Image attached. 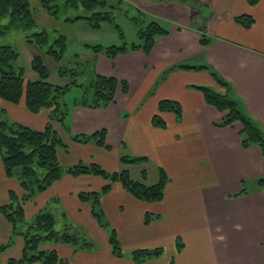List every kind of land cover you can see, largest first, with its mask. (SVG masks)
<instances>
[{"label": "crops", "instance_id": "crops-1", "mask_svg": "<svg viewBox=\"0 0 264 264\" xmlns=\"http://www.w3.org/2000/svg\"><path fill=\"white\" fill-rule=\"evenodd\" d=\"M200 1L206 7L199 16L207 18V46L199 43L187 5L130 0L148 19L164 26L167 35L158 38L148 54L131 51L109 59L91 52L94 72L125 82L127 92L118 87L113 102L103 109L75 105L80 94L67 104L66 129L54 123L66 145L57 150L59 164L67 168L95 163L108 173L127 170L135 180L144 170L149 185L162 169L169 180L157 202L136 200L119 182L111 183L99 198L105 225L92 214L90 202L78 197L99 192L107 183L101 176L65 174L34 195L23 205L26 220L48 209L56 217V230L74 225L91 243L87 250L61 243L41 245L42 250L55 251L62 260L59 264H135L130 257L133 250L156 248L161 255L140 264H264V195L258 187L240 193L244 182L264 175V155L256 146H241L239 123L217 127L222 114L205 103L202 93L185 90L190 83L216 88L208 72L196 69L209 66L264 129V0L254 5L247 0ZM240 15H250L253 25L247 29L238 25L234 18ZM195 58L197 64L189 63ZM162 100L180 104L179 121L171 112H158ZM0 110L8 121L33 130H42L47 122L46 110L32 114L23 102L15 105L0 99ZM156 114L165 127L153 125ZM100 130H105L107 148L93 140H72L74 135ZM122 155L146 159L125 164ZM10 192L23 194L16 178L5 175L0 159V205L9 202ZM147 215L152 219L144 224ZM111 231L120 244V257L111 253ZM11 238L1 264L18 260L24 242L12 237L10 225L0 215V244ZM177 241L182 244L178 252Z\"/></svg>", "mask_w": 264, "mask_h": 264}, {"label": "trees", "instance_id": "trees-1", "mask_svg": "<svg viewBox=\"0 0 264 264\" xmlns=\"http://www.w3.org/2000/svg\"><path fill=\"white\" fill-rule=\"evenodd\" d=\"M115 1L117 7L107 5L105 0H39V4L53 18H58V14L62 9L77 10L81 8L90 14L84 17L93 28H98L100 22L112 21L115 18L112 15L113 10L117 9L136 29V41L129 44L110 45L105 48L98 45L88 46L94 52L102 53L109 59L131 51H142L148 54L155 41L167 35V29L157 21L148 19L140 10L136 9V14L130 15L129 10L131 7L121 9L122 2L126 1L127 4H130V0ZM156 1L159 3L176 1L187 5L191 14V26L199 32V43L203 46L208 45L210 38L207 36L206 30L205 20L207 18L199 16L203 8H206L203 2L200 0ZM257 2L258 0H247L250 5ZM199 17L201 23L197 21ZM0 19L7 20L6 24L3 25L4 31L20 30L26 43L37 46L44 55L50 57L58 65L57 74L60 77L70 79V82L64 85L50 83L48 81L50 72L43 64L41 55L34 56L30 63L36 79H25L24 70L17 65L19 57L17 50L9 45H0V99L15 105L22 101L26 110L32 114H37L42 110L48 112L44 128L37 131L8 121L5 119L4 111L0 110L1 164L7 177L16 178L23 193L22 196L17 197L13 192H10L9 202L0 205V215L10 225L12 237H21L24 242L21 257L18 260H9L8 264H21L24 262L59 264L62 260L55 251L42 250L41 245L46 242L61 243L75 245L77 248L87 250L91 247V243L84 237L83 230L76 228L74 225L67 224L65 228L59 231L56 230V217L48 209L38 211L30 221H27L23 205L32 200L34 195L46 191L65 174L101 176L107 183L99 192L80 193L78 197L81 200L90 202L92 214L99 224L105 225L106 220L99 207V198L102 193L108 191L111 183L119 182L136 200L157 202L162 199L165 185L169 179L162 169L158 170L157 181L149 185L145 183L146 172L144 170L140 172L139 179L135 180L130 177L127 170L108 173L95 163H77L63 168L58 162L57 150L59 148L66 149V145L54 128V123L66 129L64 121L68 113V106L63 101L65 94L72 88H78L81 92L80 96L74 100L75 105L89 109H103L113 102L118 86L125 94L127 85L125 82H118L113 77L98 75L94 72V67L90 63H84V65L79 63L82 65L81 67L79 65L71 68L64 67L62 62L69 55L66 36L56 31H34L35 21L28 0H0ZM75 19L77 18H66V21L71 22ZM234 21L246 29L254 22L250 15H240L234 18ZM2 33L4 32L2 31ZM196 69L207 71L217 86L216 88L199 87L205 103L222 114L221 120L215 125L217 127H230L235 123H239L241 126L239 131L241 146L245 149L256 146L264 155V129L245 110L240 99L234 95L229 83L209 66L205 65ZM77 77L81 80H76ZM158 112H171L175 115L177 121L182 115L180 104L172 100L160 101ZM152 123L156 126L165 127V123L158 114L153 116ZM104 138L105 130H100L89 136L74 135L72 140L78 143H87L93 140L95 144L107 148L104 144ZM145 159L143 157L120 156L121 163L125 164H137ZM254 183L264 195V175L254 180ZM240 193H244L243 186ZM151 219L152 216L147 215L144 224ZM12 242L11 238L6 244H0V256ZM108 243L112 255L120 257L121 247L114 231L110 232ZM181 248L182 244L177 241V252ZM161 253L160 248L152 250L137 249L130 253V257L135 264H140L148 259L159 257Z\"/></svg>", "mask_w": 264, "mask_h": 264}, {"label": "rangeland", "instance_id": "rangeland-1", "mask_svg": "<svg viewBox=\"0 0 264 264\" xmlns=\"http://www.w3.org/2000/svg\"><path fill=\"white\" fill-rule=\"evenodd\" d=\"M105 1L107 5L117 7V4H115L116 3L115 0H105ZM28 3L30 10L32 12V16L35 21L34 31L37 32L41 30H46L49 32L56 31L57 33L66 36L67 50L69 55L62 62V65L64 67L71 68L76 65H79L81 67L82 65H84V63L91 64L92 62L91 52L93 50L89 46L98 45L102 48H105L110 45H121L122 43L129 44L131 42L136 41L135 40L136 29L127 18H125L119 11H117V9L113 10L112 15H114L115 18L112 19V21L100 22L98 28H93V26L89 23V21L84 17V16H89L90 14H88L86 11H84L81 8L77 10L62 9L58 14V18H53L40 7L39 0H28ZM125 7H131V9L129 10L130 15L136 14L137 8H135L131 3L127 4V2L125 1L122 2L121 9H125ZM66 18L68 19L77 18V19L69 22L66 21ZM6 21H7L6 19H0V45H9L17 50V52L19 53V57L17 59V65L24 70L25 79L33 80L34 77H36L35 73L31 69L30 63L34 56L41 55L43 64L50 72L48 79L50 83L64 85L70 82L69 78L60 77L57 74L58 65L55 64L50 57L44 55L37 46L30 45L25 42V40L23 39V34L20 30L14 28L15 30L4 31L3 25L6 24ZM217 23H218V16L215 15L214 24L217 25ZM116 26H118L119 28H117ZM2 31L4 33H2ZM79 63H82V65H80ZM189 63L197 64L198 61L195 58L193 61ZM198 71H203V70H198ZM78 79L81 80L79 77H77L76 80ZM187 85L188 86L186 87L185 90H191L193 92H199V93H201L199 87L205 86L197 83H190ZM80 92H81L80 89L72 88L70 91H68L65 94V96L63 97V101L69 105L72 99L74 97H77L80 94ZM243 184H244L243 188L245 189V191L248 192L257 188V185L252 181H246ZM30 220L31 218L27 221ZM21 264H32V263L24 262Z\"/></svg>", "mask_w": 264, "mask_h": 264}]
</instances>
